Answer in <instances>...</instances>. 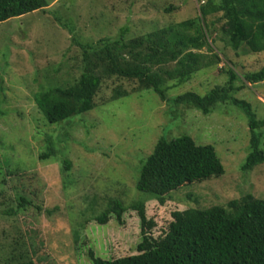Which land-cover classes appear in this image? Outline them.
<instances>
[{"label": "rangeland", "instance_id": "1", "mask_svg": "<svg viewBox=\"0 0 264 264\" xmlns=\"http://www.w3.org/2000/svg\"><path fill=\"white\" fill-rule=\"evenodd\" d=\"M48 1V13L37 11L0 23V249L17 242V254L26 252L36 264H83L90 260V250L102 258L138 254L141 231L136 212L128 211L122 224L111 218L108 224L100 225L93 218L111 199L125 205L147 200L136 184L144 162L162 137L188 135L199 145L214 146L225 174L185 185L170 193L165 205L148 201L147 216L156 224L154 237L165 232L175 211L227 206L244 192L264 198V165L250 172L242 170L249 153V127L245 114L230 103L217 106L208 115L196 109L180 108L178 112L151 90L110 102L115 86L122 85L128 91L135 87L111 79L97 96L99 107L88 114L87 121L77 118L57 127L42 120L34 100L37 81L46 84L54 78L52 83L60 85L80 76L82 53L72 40L74 34L84 42H96L117 36L128 26V38L144 35L191 18L201 0ZM57 2L60 10L55 15L76 24L72 33L53 18ZM171 5L178 10L166 12ZM229 55L234 57V52ZM260 56V61L245 64L261 68L264 54ZM223 66L197 73L191 81L170 90L169 96L189 91L204 96L224 85L227 77L220 71ZM238 97L247 99L259 119H264V85H255L251 91L243 89ZM46 133L59 153L42 160L40 155L48 151ZM5 159L10 164L21 163L18 174H25L27 191H36L37 196H31V204L24 208L19 207ZM63 159L72 162L66 177L61 172ZM3 179L7 184L3 185ZM95 197L93 213L90 209ZM10 209L14 213H6Z\"/></svg>", "mask_w": 264, "mask_h": 264}, {"label": "trees", "instance_id": "2", "mask_svg": "<svg viewBox=\"0 0 264 264\" xmlns=\"http://www.w3.org/2000/svg\"><path fill=\"white\" fill-rule=\"evenodd\" d=\"M50 6L48 0H0V23L37 11L48 13ZM53 6V18L72 33L76 24L69 23L65 16L55 15L60 10L58 2ZM177 10L174 5L165 9L166 12ZM129 33L130 27L126 26L117 36L103 37L96 42H84L79 34H74L72 40L82 53L81 74L60 85L52 83L55 79L50 76V83L37 81L40 91L34 94V100L42 120L50 126L58 124L57 127L77 118L87 121L88 114L99 107L96 98L105 83L111 79L123 80L135 87L128 91L122 85L115 86L110 102L151 90L171 110L178 112L180 108L196 109L208 115L219 105L236 106L245 114L250 134L249 153L242 170L250 172L264 165V119H259L247 99L238 97L243 89L251 91L255 85H264V65L251 69L245 64L260 61V55L264 54V0H201L189 19L144 35L128 38ZM230 51L234 52V57L229 55ZM221 64L224 66L220 71L227 77L224 85H217L204 96L191 91L169 96L170 90L191 81L197 73ZM56 71L58 69L53 70ZM12 72L13 68L8 71ZM2 90L0 85V104ZM44 136L48 151L40 158L48 160L58 156L52 137L47 133ZM4 163L16 185L19 207L30 205V197L36 195V191H27L25 174H18L21 163L10 164L6 159ZM71 168L72 162L63 159L64 177ZM224 174V165L214 146L199 145L188 135L162 137L144 162L136 184L147 200L125 205L111 199L106 209L93 218L100 225L108 224L111 218L122 224L128 211L136 212L141 231L138 254L102 258L90 250V260L86 259L83 264L91 260V264H264V198L255 197L253 193L244 192L227 206L175 211L165 232L158 237L152 234L156 224L147 216L148 201L156 200L165 205L170 193L185 185ZM1 182L7 184L6 179ZM96 199L91 204L93 213ZM6 213L14 211L10 209ZM9 245L7 249H0V264H36L26 252L17 254V242Z\"/></svg>", "mask_w": 264, "mask_h": 264}, {"label": "water", "instance_id": "3", "mask_svg": "<svg viewBox=\"0 0 264 264\" xmlns=\"http://www.w3.org/2000/svg\"><path fill=\"white\" fill-rule=\"evenodd\" d=\"M240 70H242V68H240Z\"/></svg>", "mask_w": 264, "mask_h": 264}]
</instances>
